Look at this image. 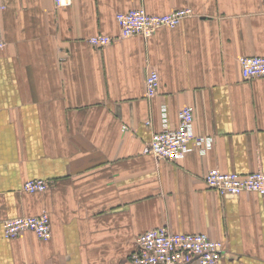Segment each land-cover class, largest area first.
Returning <instances> with one entry per match:
<instances>
[{
  "label": "crops",
  "instance_id": "obj_1",
  "mask_svg": "<svg viewBox=\"0 0 264 264\" xmlns=\"http://www.w3.org/2000/svg\"><path fill=\"white\" fill-rule=\"evenodd\" d=\"M2 5L0 220L46 213L51 238L0 233V264H131L135 238L160 227L223 242L218 264H264V197L220 198L203 183L211 169L264 172V79L243 80L238 63L264 57V0ZM139 8L192 15L148 38L88 44L117 36L115 15ZM148 70L159 78L151 100ZM163 102L171 129L188 107L194 135L214 137L206 155L170 163L144 153ZM28 180L49 189L25 193Z\"/></svg>",
  "mask_w": 264,
  "mask_h": 264
},
{
  "label": "built area",
  "instance_id": "obj_2",
  "mask_svg": "<svg viewBox=\"0 0 264 264\" xmlns=\"http://www.w3.org/2000/svg\"><path fill=\"white\" fill-rule=\"evenodd\" d=\"M56 8H66L72 0H53ZM4 9L0 0V12ZM192 15L189 9H179L160 16L148 15L143 8L129 10L115 15L119 33L115 37L95 36L88 44L103 48L113 41L133 36L150 37L161 28L174 29ZM0 37V49L2 48ZM243 80L264 79V57H240L238 59ZM145 99L156 97L159 87L157 72L148 70L145 77ZM160 132H151L145 154L158 161L177 163L190 152L204 156L214 146L213 136H195L193 133V113L188 107L178 111L177 126L171 129L166 118V104L160 105ZM151 121L144 123L150 127ZM126 131V130H124ZM207 190L215 192L220 198H238L242 193L264 197V172L249 174L222 173L217 169L209 170L203 177ZM49 184L42 180L24 182L22 191L28 194L42 193ZM23 232H31L39 242L51 238L50 217L43 213L34 217H19L0 220V233L4 240L17 238ZM225 255L223 242L212 241L201 234L172 233L166 227L152 229L135 238L134 247L128 256L131 264H218Z\"/></svg>",
  "mask_w": 264,
  "mask_h": 264
}]
</instances>
